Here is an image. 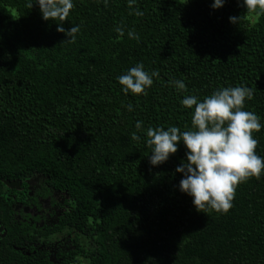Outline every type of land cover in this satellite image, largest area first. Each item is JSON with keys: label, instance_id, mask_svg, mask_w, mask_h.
<instances>
[{"label": "trees", "instance_id": "1", "mask_svg": "<svg viewBox=\"0 0 264 264\" xmlns=\"http://www.w3.org/2000/svg\"><path fill=\"white\" fill-rule=\"evenodd\" d=\"M72 2L69 43L35 0H0V264H264V171L226 214H203L179 190L184 143L158 166L146 143L149 127L196 130L181 101L224 87L251 88L243 110L264 125V12L250 20L243 0ZM138 63L159 76L147 95L125 94L118 77ZM253 138L264 158V127ZM31 192L63 198L52 230L15 219Z\"/></svg>", "mask_w": 264, "mask_h": 264}, {"label": "clouds", "instance_id": "2", "mask_svg": "<svg viewBox=\"0 0 264 264\" xmlns=\"http://www.w3.org/2000/svg\"><path fill=\"white\" fill-rule=\"evenodd\" d=\"M39 5L42 19L58 20L57 31L64 33L69 43H74L79 26L65 30L61 25L67 21L70 10L74 8L72 0H35ZM136 0H129V7ZM107 0H105V4ZM225 0H213L211 7L218 9ZM33 3H28L31 8ZM243 6L249 12L259 9L264 12V0H243ZM136 16L143 12L136 9ZM240 16L229 17V22L237 24ZM116 32L124 35L123 26H118ZM128 36L139 40L138 34L129 31ZM158 71L151 73L144 70L142 63L136 64L118 77L122 91L136 95H147L146 89L153 84V77H158ZM178 91H187L182 80L171 81ZM254 92L246 86L224 87L214 91L201 102L197 96H185L181 104L186 108L194 107L192 125L196 130L180 132L175 126L163 128L149 127L146 131V143L152 148L149 163L158 166L166 162L170 155L178 151L182 141L187 149L186 161L175 171L183 174L179 182V190L190 197L197 212L206 207L226 214L233 206L236 187L251 177L260 178L264 171V158L256 154L258 141L253 138L254 132H259L264 125L253 112L243 110L246 100H251ZM128 110L132 111L129 104ZM142 121L136 122V129L142 130ZM132 140L138 141L140 136L133 133Z\"/></svg>", "mask_w": 264, "mask_h": 264}, {"label": "flooded vegetation", "instance_id": "3", "mask_svg": "<svg viewBox=\"0 0 264 264\" xmlns=\"http://www.w3.org/2000/svg\"><path fill=\"white\" fill-rule=\"evenodd\" d=\"M36 181H32L31 187L33 189L37 188ZM30 197H33V200L28 202V198L21 196V199H24V202L16 206V215L15 219L17 222L26 223L29 226L40 230L49 231L52 230V225L57 222V218L62 213L63 198H61L57 193L52 194L46 198L41 195H37L34 192L28 194ZM59 242L53 243V248L56 250L58 248L63 249L65 243L61 240ZM51 251V249L49 248Z\"/></svg>", "mask_w": 264, "mask_h": 264}, {"label": "rangeland", "instance_id": "4", "mask_svg": "<svg viewBox=\"0 0 264 264\" xmlns=\"http://www.w3.org/2000/svg\"><path fill=\"white\" fill-rule=\"evenodd\" d=\"M254 18V12H250V20Z\"/></svg>", "mask_w": 264, "mask_h": 264}]
</instances>
